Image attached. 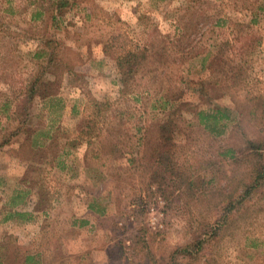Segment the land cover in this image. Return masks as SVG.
I'll return each mask as SVG.
<instances>
[{
    "label": "rangeland",
    "instance_id": "rangeland-1",
    "mask_svg": "<svg viewBox=\"0 0 264 264\" xmlns=\"http://www.w3.org/2000/svg\"><path fill=\"white\" fill-rule=\"evenodd\" d=\"M263 1H69L49 27L55 61L38 74L31 53L42 31L28 21L30 0H0V264L31 262L25 256L37 264H134L142 255L133 254L135 233L161 264L190 227L212 221L223 196L239 191L231 193L241 168L218 159V145L264 144V12L246 23L248 8ZM128 50L145 54L130 78L116 62ZM33 78L35 92L18 113L13 94ZM212 106L230 115L217 136L196 118ZM167 116L176 161L204 180L196 193L184 171L158 185L135 167L138 138ZM90 117L93 134L80 138L74 125ZM250 212L224 233L216 264H264V209Z\"/></svg>",
    "mask_w": 264,
    "mask_h": 264
},
{
    "label": "trees",
    "instance_id": "trees-1",
    "mask_svg": "<svg viewBox=\"0 0 264 264\" xmlns=\"http://www.w3.org/2000/svg\"><path fill=\"white\" fill-rule=\"evenodd\" d=\"M69 1L73 0H30L31 9L28 14V21L32 22V24H38L42 31L37 37L40 40L39 47L31 53V56L35 58L38 74L41 73L43 69H47L48 66L55 61L54 46H51L52 41H54V35L49 32V27H52V29L56 27L59 17L64 13V9ZM252 9L253 10H250L249 7L247 10V24L257 23L259 17L258 13L264 12V3ZM222 20L223 16L221 15L215 18V22H219V24H221ZM42 59H44L43 62ZM144 60L145 54L143 51L132 52L128 50L122 55H119L116 62L120 67L121 73L126 78H130L134 71L144 63ZM35 86L36 78H33L25 86L21 87V91L13 94L14 110L16 112H25L26 103L35 92ZM20 94L21 97H19ZM259 103H261L259 113L264 121V100ZM196 118L198 123L209 133L217 136L225 131L228 126L227 123L230 120V115L227 109L219 106H212L207 110H198L196 112ZM95 122L96 120L91 117L85 118V120H81V118L79 121L77 120L74 125L77 136L90 139L96 127ZM152 131H154L153 135L149 134V132L147 133L145 129V132L138 138V142L142 144L144 148H142L140 154L139 151L135 154L138 155L135 167H137L139 173L144 175L147 183L160 185L169 172H172L173 175L182 177L183 171H187L188 167L184 164L182 167V164L178 163L175 159L177 156V147L172 142L173 124L171 118L167 116L165 119L156 122ZM216 152V157L221 161L226 160L229 164L241 167L239 169L240 174L236 177L238 183L233 187L231 193L237 190L239 191L235 198L223 196L217 216L214 217L212 221L204 220L202 223H198L196 225L197 228H195V226L190 227L189 231L191 232L188 239L183 244L172 247L167 261L161 264H180V260L185 261L186 258L193 259L194 261L202 259L205 264H216V250L218 245L220 241H222L225 235L224 233L234 226L237 218L243 217L249 209L251 210L250 213H259L264 209L263 142L259 140H247V142L241 146L218 145V151ZM183 179L188 187L192 191H195V193L198 192L196 190L204 183V180L202 181L200 176H195L193 178L187 173L186 177ZM161 187L160 189L164 191L166 195L171 193V191L167 190L165 187H163L164 189ZM17 197L23 199L24 196L21 192ZM87 206L94 213L105 215V211L98 207V204L96 206V204L91 201L87 203ZM23 214V212L14 210L11 213L12 217L15 218H19ZM115 218L114 216H109L108 218L109 224H106V228L109 232H115L113 231V225H115L113 222ZM26 219H29V216H27ZM136 231L137 230H135V232ZM139 234L140 233H135V235L130 237V239H132L133 254L136 255L139 251L142 252V255L138 257L137 262L134 264H144L146 262L147 264H157L152 254L148 253V250H143L145 248L144 246L139 245ZM260 253V259L264 262V247L260 250ZM27 259H31V262ZM24 260L28 261L24 264H37L34 262V259L32 261V258L29 256H25Z\"/></svg>",
    "mask_w": 264,
    "mask_h": 264
},
{
    "label": "crops",
    "instance_id": "crops-1",
    "mask_svg": "<svg viewBox=\"0 0 264 264\" xmlns=\"http://www.w3.org/2000/svg\"><path fill=\"white\" fill-rule=\"evenodd\" d=\"M6 221H7V219H6Z\"/></svg>",
    "mask_w": 264,
    "mask_h": 264
}]
</instances>
